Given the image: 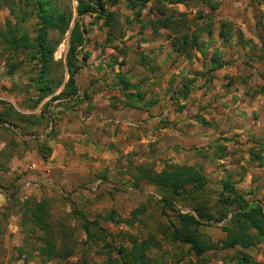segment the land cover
I'll list each match as a JSON object with an SVG mask.
<instances>
[{
    "label": "rangeland",
    "instance_id": "1",
    "mask_svg": "<svg viewBox=\"0 0 264 264\" xmlns=\"http://www.w3.org/2000/svg\"><path fill=\"white\" fill-rule=\"evenodd\" d=\"M102 1L113 13V23L105 26L97 14L81 18L87 33L79 59L85 60L75 75L78 92L72 101L52 100L59 88L36 104L37 93L30 82L35 68L29 51H15L0 38V102L39 118L31 128L32 135L17 137L0 129V161L10 156L5 163L8 171L0 170V264H25V260L27 264L56 263H43L35 252L30 256L19 252V248L29 251L31 246L23 240L17 206L6 200L13 193L20 200L48 199L52 218L74 228L79 240L84 239L78 231L77 212L106 229L107 244L99 241L93 245L87 264H108L109 258L119 261L117 251L129 246L130 236L138 241L151 237L158 243L148 254L152 264H236L243 254L249 255V264H264V239L248 249L219 248L226 237L224 223L230 217L229 205L221 196L223 181L235 183L247 200L255 199L264 210V196L259 197L258 190L245 187L242 181L246 172L254 173L248 163L252 153L228 152L230 165L219 170L215 169L217 155L210 149L214 141L202 142V138L215 140V127L202 121L219 123L205 109L206 97L209 110L211 105L215 108L212 98L224 91L218 80L238 84L233 90H241L244 103L240 104L247 102L248 91L257 94L264 84V0H170L166 5L170 14L185 13L191 25L208 26L211 32L209 38L205 28L200 31L204 55L192 51L189 58L172 52L168 31L154 34L141 29L126 0ZM153 3L142 12L145 20L155 18L148 13ZM213 4H217L214 11ZM59 5L71 9V29L78 19L77 0H59ZM26 13L17 3L0 4V32L6 33L21 18L22 28L35 37L37 20ZM221 22L232 25L229 44L218 37ZM49 38L59 41L53 59L64 65L69 32L59 40L51 31ZM213 54L223 64L216 71H211ZM11 65L14 69L9 72ZM121 74L128 87L119 79ZM67 79L65 74L64 83ZM136 94L139 99L129 97ZM42 143L51 148L46 159L37 152L36 145ZM202 161L209 165L204 167ZM166 163L193 165L207 177L201 202L214 220L195 229L211 247L200 257L166 236L175 212L162 200V193L144 181L137 188L132 186L134 167L148 165L158 172ZM187 202L173 206L185 213L190 211L182 209ZM225 214L227 218H223ZM85 248L79 245L70 260L83 262Z\"/></svg>",
    "mask_w": 264,
    "mask_h": 264
},
{
    "label": "trees",
    "instance_id": "2",
    "mask_svg": "<svg viewBox=\"0 0 264 264\" xmlns=\"http://www.w3.org/2000/svg\"><path fill=\"white\" fill-rule=\"evenodd\" d=\"M152 0H126L135 20L140 24L141 29L148 28L152 33L168 31V39L172 52L179 55L191 56L192 51H197L204 55L200 31L207 32L211 38V32L206 27L191 25L185 13L177 15L170 14L166 5L170 0H153L155 3L149 8L148 13L154 15V19L145 20L142 12L146 5ZM258 2L260 0H250ZM179 2V1H178ZM17 3L19 9H27L26 17H34L36 21L35 37H29L27 31L21 26V18L17 20L15 27L9 28L6 33L0 32L2 44L8 45L11 49L28 50L30 60L34 62L35 73L30 77V82L34 87L37 97L36 104L49 96H52L59 88H62L58 95L52 96V100L63 99L65 102L74 100L77 96L78 88L75 82V75L81 69L85 57L79 59L80 51L85 44V34L87 30L81 22V18L86 15L97 14L96 18L103 19L105 26L113 23V13L107 11L102 0H77L75 12L78 19L72 21V12L62 9L59 0H0V4ZM173 3V2H172ZM217 4L211 5L214 11ZM25 17V18H26ZM211 18V17H207ZM26 20V19H25ZM195 27V28H194ZM54 31L60 40L69 32L68 49L65 55L64 65L62 62L54 61L53 54L59 41H52L49 33ZM233 28L230 22H221L218 30V37L223 44L231 42ZM223 66L222 61L216 54L211 58V71H216ZM14 66L9 67V72ZM68 79L64 83V75ZM126 87L129 86L124 75L118 76ZM264 93V84L258 89ZM132 99H139L140 94L129 95ZM50 99V100H51ZM0 129L18 136H28L35 134L31 129L37 125L38 117L34 115H24L16 111L11 105L0 102ZM205 122V121H204ZM6 125V126H4ZM37 152L43 159H46L51 148L45 143L36 145ZM10 158L0 161V170L8 171L5 165ZM131 174L132 186L137 188L144 181L146 184L155 186L162 193V200L165 201L175 212L171 229L166 228V236L171 242L181 243L189 247V250L197 257L202 256L211 249L196 233V228L204 223L209 224L214 220L207 211L204 203L201 202L202 195L207 186V177L193 166L184 164L166 163L160 171H155L148 165H138L133 168ZM222 200L229 205V219L224 223L223 231L226 233L224 241L219 246L222 250L227 249H248L257 246L264 239V210L256 200H247L244 194L240 193L235 183L229 179L222 183ZM225 194V195H223ZM224 196V197H223ZM9 204L17 206L16 214L20 218V227L24 236L25 245H30L29 251L19 248L21 254L32 255L39 258L43 263L56 262L55 264H87L86 257L92 246L101 241L106 242L108 232L97 222L90 221L87 216L77 212L78 231L83 235L84 240H79L75 236V229L67 226L64 221L54 220L51 215V207L48 199L26 198L20 200L16 193L6 198ZM188 201L182 209L190 211L182 213L173 205L180 201ZM200 201V202H199ZM225 214L223 218H227ZM219 221H222L219 220ZM77 230V229H76ZM129 246H122L118 249L119 261L108 259V264H152L148 256L152 248H156L158 243L151 237L138 241L129 237ZM81 243V244H80ZM83 249V262L71 261L79 248ZM23 250V252H22ZM25 260V264H27ZM249 255L243 254L236 264H249Z\"/></svg>",
    "mask_w": 264,
    "mask_h": 264
},
{
    "label": "crops",
    "instance_id": "3",
    "mask_svg": "<svg viewBox=\"0 0 264 264\" xmlns=\"http://www.w3.org/2000/svg\"><path fill=\"white\" fill-rule=\"evenodd\" d=\"M217 82L223 84L221 90L224 89V91L218 93L217 98H212V100L216 99V104L215 108L211 105L209 110L210 99L206 97L205 109L207 113L214 115L215 120L219 123L215 126L202 121L208 127H215V140L202 138L204 140L202 142L207 140L208 143H212L214 141L215 148L210 146V149L217 155L216 163L218 165L215 169L219 170L223 169V166L230 165L231 155L228 152L250 151L252 158L248 160L249 167L255 170L253 174L246 172L244 176L242 175L243 185L254 191L258 190L261 193L259 197H262L264 196V93L262 95L259 91L257 94L248 91L247 102L240 104V102L244 103V98H241V90H233V87H238V84L232 86L229 79ZM201 164H205L204 167H207L209 162L202 161Z\"/></svg>",
    "mask_w": 264,
    "mask_h": 264
}]
</instances>
